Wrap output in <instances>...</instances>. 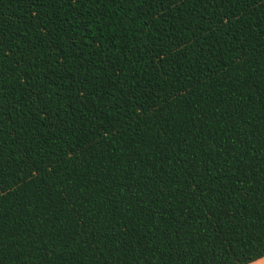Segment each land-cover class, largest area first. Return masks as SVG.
I'll list each match as a JSON object with an SVG mask.
<instances>
[{
	"label": "trees",
	"instance_id": "16d2710c",
	"mask_svg": "<svg viewBox=\"0 0 264 264\" xmlns=\"http://www.w3.org/2000/svg\"><path fill=\"white\" fill-rule=\"evenodd\" d=\"M264 256V0H0V264Z\"/></svg>",
	"mask_w": 264,
	"mask_h": 264
},
{
	"label": "crops",
	"instance_id": "0c3cea01",
	"mask_svg": "<svg viewBox=\"0 0 264 264\" xmlns=\"http://www.w3.org/2000/svg\"><path fill=\"white\" fill-rule=\"evenodd\" d=\"M249 264H264V256L253 261V262H251V263H249Z\"/></svg>",
	"mask_w": 264,
	"mask_h": 264
}]
</instances>
